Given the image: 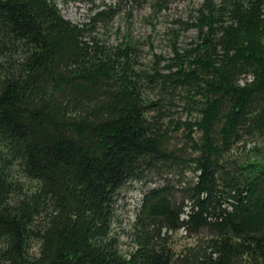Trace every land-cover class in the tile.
<instances>
[{
	"label": "trees",
	"instance_id": "1",
	"mask_svg": "<svg viewBox=\"0 0 264 264\" xmlns=\"http://www.w3.org/2000/svg\"><path fill=\"white\" fill-rule=\"evenodd\" d=\"M122 1L0 0V264H264V0H203L163 66L100 37Z\"/></svg>",
	"mask_w": 264,
	"mask_h": 264
},
{
	"label": "rangeland",
	"instance_id": "2",
	"mask_svg": "<svg viewBox=\"0 0 264 264\" xmlns=\"http://www.w3.org/2000/svg\"><path fill=\"white\" fill-rule=\"evenodd\" d=\"M63 14L76 21L88 19L95 4L102 1L118 3V0H57ZM203 0H164L159 7L152 0L122 1L116 16L105 26L99 27V35L108 43L130 42L137 47L139 59L146 66L155 59L163 66L174 54V47L183 48L195 39L194 27H185L183 21H191L197 7ZM182 111V112H181ZM184 115L180 104L175 115ZM249 146V145H248ZM192 174V173H190ZM143 184L136 181L122 189L115 203L114 229L120 234V248L128 251L131 240L128 236L135 210L139 205ZM184 231L176 234L177 247L190 243L192 238L183 236ZM1 246V243H0ZM36 244L33 251L38 250Z\"/></svg>",
	"mask_w": 264,
	"mask_h": 264
}]
</instances>
